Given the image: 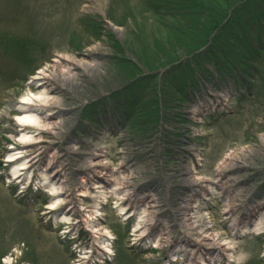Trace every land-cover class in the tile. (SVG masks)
I'll return each mask as SVG.
<instances>
[{"label":"rangeland","instance_id":"rangeland-1","mask_svg":"<svg viewBox=\"0 0 264 264\" xmlns=\"http://www.w3.org/2000/svg\"><path fill=\"white\" fill-rule=\"evenodd\" d=\"M223 1L0 0V264H71L68 244L105 262L100 237L81 229L96 219L115 250L106 264H142L160 246H185L180 264H199L221 238L244 240L236 264H264V224L253 238L237 230L264 219V0L214 28L209 8ZM39 69L53 127L22 147L37 157L17 182L5 161L21 147L15 107L41 90L30 79ZM45 172L64 185L55 209ZM126 199L152 222L135 254L118 214Z\"/></svg>","mask_w":264,"mask_h":264},{"label":"bare ground","instance_id":"bare-ground-1","mask_svg":"<svg viewBox=\"0 0 264 264\" xmlns=\"http://www.w3.org/2000/svg\"><path fill=\"white\" fill-rule=\"evenodd\" d=\"M58 64L60 65L61 62H58ZM42 70L43 69H39V70L35 71V73L30 77V79H32L33 81L35 80V82H36L33 85L36 88L40 87L41 90L39 92H36V93H30V90H28V92L23 93L20 100L18 102H16L17 104H16L15 109L19 112V114L16 116L15 127L12 128V131H14L15 135H17V140H18L19 144L21 145V147H15L14 149H16V152H9L8 151L7 159H5V161L9 162L11 164V166L13 167L12 171H11L12 178L16 179L17 182H19L21 175L25 174L24 173L25 170L27 172H28V170H30V167L34 164L36 157H37L33 154L30 156H27L25 149H23L22 147H26L28 145H31L32 142H35L36 139H38L40 137L39 136L40 132L46 130L49 126H50V128L53 127V123L49 121V119L51 117V113H47V111H48L47 108H48L49 104L52 102V97H51L52 92L50 91L51 87H49V84H47L48 78L46 76V73L43 72ZM237 151L241 152L242 148H239ZM231 154H233V152ZM232 156L233 155H230L231 158H232ZM96 168L100 171H105L107 169V167H105L103 165H98V166L96 165ZM220 172H223V171H220ZM46 175L47 174L45 172V174H43V176H42V178L44 177V179H42L41 183L43 184V186H45L46 190H48L50 193L52 192L51 193L52 194V201H51V204L49 205V207L51 209H55L58 206L59 202L62 203L64 200V199H60L61 197L58 198L59 197V195H58L59 191L63 189L64 185H62V183L59 182L58 179L57 180L51 179L49 176H46ZM197 182H198V184L205 185V184H208L207 182H209V181L206 179L205 180L204 179H199V180L197 179ZM100 185H101V183H100ZM211 187H213V186H211ZM100 192H98V193H100ZM118 199L124 201V199H122L120 197H118ZM129 202H130V200L126 199V201L124 203L125 204L124 208H125L126 212H128V208H129V204H130ZM235 202L237 203V201L234 200L233 204ZM71 203H75V201L74 202L72 201ZM234 205L236 206V204H234ZM151 206L153 207V205H151ZM235 206L231 207L230 205L225 204L224 209L227 210L229 208L227 210V212H228V215H231V213L233 214V212L236 210ZM215 207L213 206L211 208L216 209ZM138 208H136V209H138ZM139 209H142V206ZM210 210L211 209H209V211ZM144 212H145V210H144ZM144 212H142V213L145 214ZM151 212L152 211L147 212V213L150 214ZM135 213L136 214H135L134 218L136 220H138L136 224H140L141 222H139V220L142 219L141 210L135 211ZM123 214H124V212H123ZM125 215H126V213H125ZM147 219L145 220L143 218V220H145V222L148 223V226L150 227L152 222L150 223L149 222L150 219H148V220ZM262 224H264V219L261 216L260 221L258 223H256L253 228H251L252 230H249V228H246V225L239 226V229L237 228V230H238V232L239 231H244L245 233L251 232L250 233L251 235L247 234L246 237L247 238L248 237L253 238V237H257L258 235H260L259 233H262V231H261L263 229ZM148 226H146V227H148ZM88 227L91 230V232L94 233L96 239L99 237H100L99 239H101L98 242L99 248L101 249L100 254H102V251L103 252L109 251L108 250L109 244H107V242H106V239H108L109 236L106 234V230L104 228H102L101 225H99V221L97 219L88 221ZM132 235L134 236L133 237V240H134L138 234H132ZM212 235H213L212 240H214V239L216 240L214 233ZM219 236H220V234L218 233V237ZM156 241H158V239H156ZM244 244H245L244 240L241 243L235 244L234 242H232L230 240H223V238H221V240L218 242V246L220 248V251H219L220 253L217 252V254L214 255L213 259L206 257V260H204L205 262L201 261V260H203V258H199V260H200L199 264H223V262L228 261V260H232L230 262H235L233 264H236L237 261H239L242 257L241 252H242V246ZM105 249H107V251ZM174 251H177L176 252L177 254L184 253L185 256L188 254V250L185 249V246L184 247H176ZM262 255H264V250L262 252ZM81 257L87 258L88 255L81 254ZM186 259H187V261L185 262V264H196L195 261L197 262V260H194L191 257L186 258Z\"/></svg>","mask_w":264,"mask_h":264},{"label":"trees","instance_id":"trees-1","mask_svg":"<svg viewBox=\"0 0 264 264\" xmlns=\"http://www.w3.org/2000/svg\"><path fill=\"white\" fill-rule=\"evenodd\" d=\"M246 2L248 3V2H250V0H224L223 6L211 4L210 8H209L210 11L213 13H215V11H216L217 15H219V17L215 19L214 28L220 27V25L222 24V20H226V22H225V24H226L227 21L229 20V16L232 13H234L236 10L241 8V6H243ZM208 4H209V2H208ZM196 7L198 8L199 6L197 5ZM228 10L230 11L229 14L227 13ZM206 12H207V10H206ZM212 17H214V16H212ZM215 17H216V15H215Z\"/></svg>","mask_w":264,"mask_h":264}]
</instances>
